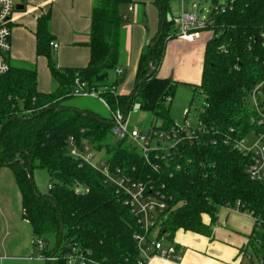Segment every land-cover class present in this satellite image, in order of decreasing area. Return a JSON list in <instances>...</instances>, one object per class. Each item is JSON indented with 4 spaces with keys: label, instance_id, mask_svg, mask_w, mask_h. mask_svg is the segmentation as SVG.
Here are the masks:
<instances>
[{
    "label": "trees",
    "instance_id": "obj_1",
    "mask_svg": "<svg viewBox=\"0 0 264 264\" xmlns=\"http://www.w3.org/2000/svg\"><path fill=\"white\" fill-rule=\"evenodd\" d=\"M156 1L165 16L164 34L149 54L150 45L161 33V21L158 33L142 53L131 93L114 94L108 85H121L126 79V72L115 81L109 75L120 67L126 24L121 7L132 0H94L88 42L91 56L86 67H59L51 45V12L37 19L36 50L48 58L57 81L53 91L38 90V70L32 63H11L10 71L0 76V168L9 166L14 171L22 194L23 215L34 235H54L56 245L48 249V254L58 248L62 237L56 253L73 241L85 249L86 264H140L134 239L139 228L137 218L124 205L116 183L108 180L101 169L70 154V136L95 147L110 168H119L136 181L155 183L168 202L158 233L169 241H174L179 230L211 236L219 207L234 206L239 201L242 211H254L264 218V183L249 177L247 156L223 139L230 127L235 128L237 137L245 135L250 129L247 101L257 84L263 83L264 91V0H229L209 13L213 24L201 34L210 31L213 36L206 43L202 80L191 101H196L193 105L197 108L204 101L200 115L206 136L202 143L178 145L162 152L164 158H154L157 168L146 164L128 138L111 133L110 117L70 103L78 74L89 88H102L113 108L126 111L138 105L152 113L149 130L158 122L164 131L176 126L169 102L178 82L158 76V71L166 44L177 31L167 16L170 1ZM150 61L155 69L148 77ZM47 106L52 108L44 111ZM36 167L47 170L54 185L45 193L36 185ZM204 215L211 217V224L204 222ZM254 235L262 238L261 245H257ZM254 235L253 252L264 256V229L257 223Z\"/></svg>",
    "mask_w": 264,
    "mask_h": 264
},
{
    "label": "crops",
    "instance_id": "obj_2",
    "mask_svg": "<svg viewBox=\"0 0 264 264\" xmlns=\"http://www.w3.org/2000/svg\"><path fill=\"white\" fill-rule=\"evenodd\" d=\"M24 1L18 4L24 5L25 9H16L12 20L10 62L19 65L30 63L36 65L38 90L43 93L50 92L57 87V81L48 65V58L38 55L36 50L37 19L44 13L51 12L50 33L55 42L59 43L58 49L55 50L59 67H86L91 56L88 42L95 3L94 0H26V3ZM134 2L137 6L133 4ZM185 4L186 0L183 2L182 11H196L195 2L192 6L189 3V7ZM131 5H133L132 11H130ZM130 6L128 10L134 11L133 21L124 25L119 62V66H122L126 72V79L118 85V92L125 94L133 91L142 53L147 49L150 39L158 33L162 21L156 0H132ZM172 8L170 1L168 13ZM125 17L130 19L128 14ZM174 17L178 16L172 15V21ZM210 37V31H206L192 42L181 37L170 38L166 44L158 76L164 79L171 78L177 81L178 85L191 86L195 90L202 80L205 48ZM179 71L180 73L177 74ZM111 75L112 77L109 75L110 80L115 81L116 73ZM4 168L12 171L9 166L1 167L0 170ZM5 171H2L0 176L6 175ZM12 172L17 186L14 171ZM6 186L7 192L0 194V264H48L45 260L28 258L37 253V248L33 244L36 236L30 222L23 215V209L22 215L25 222L30 225L29 229L26 230L20 223L18 211L20 203L23 202L19 186H17L18 192H15L10 180ZM17 193H20V197ZM203 219L206 224H211L209 215H204ZM255 224L253 216L248 212L231 206H220L216 221L212 225L211 236L184 230L176 233L173 242L183 250L180 262L158 256L148 264H253L261 257L253 252ZM249 253H253L254 258L244 263L246 254Z\"/></svg>",
    "mask_w": 264,
    "mask_h": 264
},
{
    "label": "built area",
    "instance_id": "obj_3",
    "mask_svg": "<svg viewBox=\"0 0 264 264\" xmlns=\"http://www.w3.org/2000/svg\"><path fill=\"white\" fill-rule=\"evenodd\" d=\"M184 2V0H182ZM19 0H0V76L6 74L11 69L10 53L12 45V23L13 16L17 9ZM218 9V6H215ZM133 5L130 6V11ZM175 25L176 37H181L188 41H194L201 36V32L209 25L213 24V19L208 16H201L196 11L183 10L178 17L173 18ZM54 50L58 49L59 43L53 40L51 42ZM116 76L120 77L124 73L122 66L116 68ZM263 83L255 86L247 101L249 106V124L250 129L242 137L236 136L234 127H230L229 133L224 136V143L231 145L233 149L238 150L248 158L247 173L249 177L257 182L264 183V91ZM109 90L118 94V85H108ZM202 90L196 89V93ZM73 96H93L99 98L111 110V133L120 139L128 138L137 152H139L146 164L155 166L154 158H164L162 152H166L178 145L202 143L206 136V126L201 119L203 112V102L197 108V121L192 123L189 117V110L186 113L185 121L182 125H178L162 130V123L158 122L155 126L146 132L140 131L138 128H130L129 116L131 112H137L138 109H129L128 114L123 108H113L107 99L102 88H89L87 82L75 77V85L72 91ZM171 100L170 97H167ZM193 105V104H192ZM235 132V133H234ZM70 142V154L79 157L95 168L103 171L108 180L116 183L121 197H123L124 205L128 206L137 218V226L139 227L134 234L135 242L139 250V263L148 264L152 259L160 256L167 260L180 262L182 260V248L174 242L166 243V238L158 233V224L161 222L162 213L167 208L168 202L164 196L152 182L136 181L127 176L121 169L110 168L109 164L101 152L92 147L88 142H77L74 136L68 137ZM168 141V144H163ZM217 143L216 140L213 141ZM49 189L54 185L49 183ZM237 208L242 207L241 202L235 205ZM241 209V208H240ZM25 213V212H24ZM255 223L258 227L264 229V218L256 215L254 211H250ZM27 221L28 218L25 217ZM256 235H254V238ZM45 237L37 236L33 244L37 248V253L28 258L34 260H45L47 262L64 260L66 264H86V251L79 247L73 241L66 242L61 253L55 251L48 254L50 244H46ZM262 238H255L257 245H261ZM250 259L254 258L253 253H249ZM253 264H264V256L259 257L258 261Z\"/></svg>",
    "mask_w": 264,
    "mask_h": 264
},
{
    "label": "rangeland",
    "instance_id": "obj_4",
    "mask_svg": "<svg viewBox=\"0 0 264 264\" xmlns=\"http://www.w3.org/2000/svg\"><path fill=\"white\" fill-rule=\"evenodd\" d=\"M20 1H22V0H20ZM170 1L173 5V8H172V11L169 12L167 15L168 19H171L172 15L173 16L180 15L182 12V7H183V1L182 0H170ZM228 1L229 0H189V2H188V0H186V4H187V7H189L190 6L189 3H191V6H192L193 2H195L196 3V6H195L196 12H198L201 16L208 17V13L214 9L215 5H219V6L224 5V4L228 3ZM24 2L26 3V0ZM130 4L131 3H129V4L124 3L121 7L122 12L124 13L123 14L124 17L127 14L130 17V19L128 17H125V19H126L125 23H130L133 21L132 15H133L134 11L130 12L128 10ZM133 4H135V6H137L136 2H134ZM185 5H184V7H185ZM212 36H213V34L211 33V37ZM220 49L223 52L224 49L222 47ZM180 71L177 74H179ZM110 77H112L111 74H110ZM177 88L178 89L176 90L177 92H176L174 98L172 99V101L169 102L171 117L173 118L174 121H176V123L178 125H182L185 121L184 119L186 117V113L189 110V112H190L189 117L191 118L192 123L196 122L197 121L196 120L197 119V107H195V105H192V104H196V101H195V103H191L193 96H194V93H195V90L191 86H187L184 84L178 85ZM70 103L75 107L76 106L79 107L80 109H82V108L83 109L88 108L91 110L93 109L100 116H103L106 118L111 116V110L99 98H96L93 96L89 97V96H83V95H76V96H74V98L72 99V101ZM198 103H200V99H199ZM133 107L135 109L137 108L138 111L137 112H131V114L129 116L130 128H136V129L138 128L142 132L148 131L150 126H151V123H152V121H151L152 116H153L152 113L142 109L138 105H134ZM162 143L165 145V144H168L169 142L163 141ZM4 170H6L5 171L6 175L0 176V194H4L5 192H7L6 183H8L9 180H10L11 184H13L15 192H18V187L14 183L15 179L13 176V172L10 171L9 168H4V169L0 170L1 171L0 173H2V171H4ZM34 178H35L36 185H38L39 191L45 193L49 190L48 184L52 183V182H51L50 174L47 170L42 169L40 167H36L34 169ZM17 196L20 197V193H17ZM22 202H23V200H22ZM231 207H233L235 209H240V208H237L235 205L231 206ZM22 209H23V203L22 204L20 203V208L18 211L19 215H20L19 220H20L21 225L24 228H26V230H28L30 225L25 222V219L23 218L22 211H21ZM246 212H248L250 214L249 210H246ZM47 238L50 239V249H52L56 245V244H54L55 243L54 235H50ZM171 242H173V241H169L168 239H166V243H171ZM251 246H252V244H251ZM246 256H247V258L244 260V263H246V261L251 260L249 257V254H246ZM43 264H45V263H43Z\"/></svg>",
    "mask_w": 264,
    "mask_h": 264
},
{
    "label": "water",
    "instance_id": "obj_5",
    "mask_svg": "<svg viewBox=\"0 0 264 264\" xmlns=\"http://www.w3.org/2000/svg\"><path fill=\"white\" fill-rule=\"evenodd\" d=\"M16 6H17V9H19V10H23V9H25V6L22 5V4H17ZM159 8H160V14H161V16H162V18H161V20H162L161 33L159 34L157 40L154 41V42L150 45L149 54L152 52V49H153L154 45L158 42V40H159V39L163 36V34H164L165 16H164V14H163V8H162V5H160ZM169 20H172V18L169 19ZM150 62H151V61H150ZM150 64H151V65H150V66H151V69H150V73L148 74V77L154 73V69H155V66L153 65V62H151ZM51 108H52L51 106H47V107L44 109V111H47L48 109H51ZM129 109H130V108L127 107V109H126V114H128ZM41 112H43V111H41ZM28 171H29V170H28ZM29 175H30V178H31V182L33 183L32 175H31V174H29ZM61 229L63 230V225H62ZM44 240L46 241V244H48V239H47L46 237L44 238ZM61 240H62V237H59V241H60V242H61ZM60 242H59V246H58V248H56L55 252L59 249V247H60ZM48 245H49V244H48Z\"/></svg>",
    "mask_w": 264,
    "mask_h": 264
}]
</instances>
